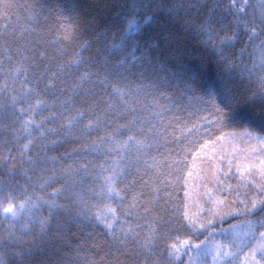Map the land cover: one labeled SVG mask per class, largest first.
Listing matches in <instances>:
<instances>
[{"label": "trees", "instance_id": "trees-1", "mask_svg": "<svg viewBox=\"0 0 264 264\" xmlns=\"http://www.w3.org/2000/svg\"><path fill=\"white\" fill-rule=\"evenodd\" d=\"M5 3L11 4V7L0 9V190L11 189L21 199L25 196L42 199L36 209L14 225L0 220V261L20 264L26 253L35 251L42 243L44 250L51 251L53 258L60 257L64 264H140L145 259L158 264H252V258L247 254L257 243L262 229H256L253 237L247 225L249 220H258L264 213L245 215L240 211L244 205L239 201L250 202L253 198L264 196L258 188V185L264 184L261 175L264 165L260 163L264 160V145L260 142V147L251 144L248 155L234 149L239 144L243 148V141L250 145L246 132L252 129L245 125L219 128L212 124L205 106L188 94L181 95L178 84L163 88L161 96V92L152 87L154 82H158L153 71L139 75L143 71L141 65L146 64L144 60L138 59L136 66L126 64L120 70L125 76V79L119 80L120 85L133 90L143 86L144 91L138 93L140 106L146 108L142 115L156 126L160 145L152 154L160 160L167 158L171 165L163 168V179L167 184L166 201L156 202L155 209L165 219L172 220L167 243L181 245L179 255L169 256L165 245L157 241L155 250L145 249L136 256L110 248L112 237L108 229L94 218L97 212L104 215L105 204L109 203L114 208H120L115 219L108 216L116 234L123 235L121 229L127 228L128 222L135 223L132 218L123 215V207L117 202L90 194V190H98L100 184L94 179L96 174L92 169L98 168L105 159L109 164L120 161L118 155L106 158L104 149L99 152L91 150L93 141L103 133L93 132L91 136H83L77 128L66 134L63 130L66 121L58 116L45 123L43 128L32 130L29 135L22 125L24 120L32 118L31 115H13L8 106L11 96L21 92L20 79L23 77L22 73L19 78L13 76L12 71L17 65H32L34 59L40 66L36 71L43 70L44 66L53 70L60 65L66 68L61 77L63 84L57 80L56 88L42 95L47 107L35 117L37 124L50 117L52 111L59 113L63 110L59 106L52 108L55 95H59L57 89H70L61 99L75 95L79 102L86 90L93 89V84L99 85L101 77L107 76L110 82L119 79L102 65L105 60L114 66L122 58L130 59L128 54L134 44L140 45L136 51L138 58L143 52L158 63L167 60L169 48L162 40L152 39L145 43L147 37L165 31L162 27L163 15L157 11L155 19L145 23L144 16H151L153 10L141 8L136 14L138 31L126 35L127 21L133 16L125 17L122 6L129 4L154 3L157 8L162 3H183L184 8L191 4V11L186 13L182 9L180 16L187 15L196 22L211 17L213 27L220 36L232 38L223 53L235 56L234 71L239 73L242 66L251 68L254 59L259 64L258 46L264 41V34L249 40L244 24L237 27V22H248L249 28L255 22L256 31L260 33L258 24L260 13L264 11V0H236L234 8L230 7L233 0H5ZM245 4L247 7L238 13L237 9ZM85 14L89 18L95 17L94 26L79 34L74 33L75 22ZM234 32L237 33L235 37ZM202 39L188 34L182 46L186 43L195 51L196 57L208 62L207 70L214 73L216 54L210 47L205 48L199 43ZM122 40L124 47L114 50L113 45L120 44ZM156 44L160 47L149 48V45ZM242 49L243 58L240 55ZM8 56L12 57L11 62ZM22 56L27 57L23 63ZM196 57L193 62L199 63ZM98 66L99 77L93 75L80 82L79 77L85 71L95 73ZM163 75L159 72V77ZM244 76V83L248 84L247 73ZM47 83L49 81L45 79L41 87ZM74 84L80 86L72 90ZM102 94V90L97 91V96ZM41 132L44 133L43 139ZM29 140L32 141L31 150L23 151ZM233 150L237 152L235 155H232ZM82 164L89 166V173L81 174L84 177L82 180L76 178L73 187L54 196L57 189L72 184L73 178L64 175L67 168ZM52 176L56 177V182L46 183ZM145 192L148 193V190ZM53 199L62 206L60 210H49L46 202ZM80 199L88 203L91 219L81 215L80 209L84 205ZM144 199L147 204V195ZM216 212L220 214H214ZM156 214V211L152 213ZM42 220L46 221L43 225ZM150 220L151 216L139 223L147 225ZM209 220L212 221L210 225ZM212 254L216 256L215 260ZM256 259L259 260V255Z\"/></svg>", "mask_w": 264, "mask_h": 264}, {"label": "snow or ice", "instance_id": "snow-or-ice-1", "mask_svg": "<svg viewBox=\"0 0 264 264\" xmlns=\"http://www.w3.org/2000/svg\"><path fill=\"white\" fill-rule=\"evenodd\" d=\"M10 7L11 4L5 3V0H0V9ZM122 7L124 8L125 17L133 16V19L127 21L126 35L138 31L139 23L136 14L141 8L153 10L151 16H144L145 23L153 21L157 11L163 15L162 27L165 31L162 34H156L154 37H147L145 43L152 39L162 40L164 45L169 48V58L167 60L158 63L143 52L138 58L136 51L140 45L134 44L132 51L128 54L130 59L122 58L114 66L109 65L108 60H105L102 65L111 75L119 79L110 82L107 76L101 77L99 85L93 84V89L86 90L83 93V99L79 102H77L75 95H68L66 99H61V96L70 89H57L59 95H55L52 108L55 109L59 106L63 110L59 113L52 111L50 117L43 118L37 124L35 117L47 107L46 101L41 98L42 95H46L56 88L57 80H61L63 84L64 81L61 77L66 68L60 65L56 70H53L48 66H44L43 70L36 71L40 66L36 64L34 59L32 65L28 67L17 65L15 70L12 71L13 76L19 78L22 73L23 77L20 79L21 92L11 96V104L8 107L12 110L13 115H31L32 118L24 120L22 125L23 130L29 135L32 130L43 128L45 123L57 119L58 116L66 121V126L63 127L66 134L77 128L80 129L83 136H91L93 132L103 133L93 141L91 150L99 152L104 149L103 155L106 158L110 159L113 155H118L120 161L109 164L108 159H105L98 168L92 169L96 174L94 179L98 180L100 184L99 189L90 190V194L117 202L119 206L123 207V215L135 221L134 224L128 222V227L121 229L123 235L116 234L112 221L108 219V216L111 215L115 219L120 208H114L111 204L106 203L105 214L102 215L97 212L94 218L96 221L103 223L108 229V233L112 237L109 247L122 254L139 256L142 250H155L157 241H159L165 245L169 256L179 255L181 245L175 242L167 243L172 231V220L165 219L155 209L156 202L166 201L165 189L167 184L163 179L165 175L163 168L165 166L171 167V165L167 158L160 160L152 154L160 145L157 139L156 126L152 124L151 119H147L142 115L146 108L140 106L138 93L144 91L143 86L133 90L120 85L119 80L125 79L124 73L120 70L124 69L126 64L136 66L138 59L146 61V64L141 65L143 71L139 75H144L149 70L153 71L158 77V82H154L152 87L155 91H160L161 96H163V91H161L163 88H171L178 84L181 95L188 94L190 98H196L205 106L212 124L219 128L245 125L247 128L252 129V131H247L246 135L264 145V41L258 46L259 56L257 59L259 64L257 65L254 59L251 68L242 66L239 73H237L234 71L236 67L235 56L229 57L223 53L224 47L231 43L232 38L220 36L213 27L211 17L196 22L187 15L180 16L182 9L186 13L191 11V4L187 8H184L183 3H162L158 8L154 3L147 5L129 4ZM230 7H236V0H233ZM246 7L245 4L243 8L237 9V12H242ZM241 23L244 24L249 40L259 34H264V11H261L259 17L260 33L256 31L257 24L255 22L249 28L248 22L238 21L237 27ZM94 24L95 17L89 18L86 14L81 15L75 22L73 32L79 34L81 31H87ZM188 34L203 37L199 43L205 48L210 47L216 54V70L214 73L207 70L208 62L203 58L196 57L195 51L190 49L186 43L182 46V41ZM236 35L237 33L234 32L233 37ZM217 38H219V44H217ZM123 47V40L120 44L113 45V49L117 51ZM152 47H160V45H149V48ZM243 53L244 50L242 49L241 58H243ZM194 57L199 59L200 62H193ZM26 59V56H22L21 63ZM8 60L11 62L12 57L8 56ZM159 72L164 73L163 77H159ZM244 73H247L248 84L244 83ZM93 75L99 77V66L95 73L85 71L79 77V80L82 83ZM45 79L49 83L41 87ZM79 86V84H74L72 90ZM6 87L7 82L5 81ZM99 90H102L103 94L97 96ZM85 120H87V123H84ZM40 135L43 139L44 133L41 132ZM178 140L179 138H177ZM31 143L32 141L29 140L24 145L23 151H30ZM105 145H107V148H105ZM125 160L127 161L126 165L124 164ZM260 163L264 165V160ZM87 173H89L87 164H82L79 167L69 166L64 175L73 178L72 184L57 189L53 195L58 196L61 192L67 191L68 188L75 185L76 178L82 180L84 177L81 174ZM261 175L264 177V170L261 171ZM55 182V176L49 177L46 181L48 184ZM258 188L261 193H264V184L258 185ZM146 189L148 193L145 192ZM153 193L155 195H152ZM146 195L147 204H145L144 199ZM40 199L42 198L36 197L33 199L32 196H25L21 199L11 189L8 191L0 190V220L14 225L22 217L36 209L39 206ZM239 202L244 205L240 211L245 215L253 216L256 212L264 213V196L258 199L253 198L250 202L247 200H240ZM46 203L50 211L60 210L62 207L54 199ZM80 203L84 205L80 209L81 215L86 219H91L88 203L83 199H80ZM154 211L157 212L156 215H152ZM214 214L220 213L216 212ZM149 216H151V220L147 225L139 223L140 220ZM185 219H188L187 215H185ZM45 223L46 221H41L42 225ZM208 223L210 225L212 221L209 220ZM200 226L203 227V225ZM247 227L249 234L253 237H255L256 229H262L259 232L257 243L247 255L251 256L252 264H264V216H261L258 220H249ZM144 228H147V231H144ZM129 245H133V247L130 248ZM257 255H259V260L256 259ZM0 264H4V262L0 261ZM20 264H64V262L58 256L53 258L51 251L44 250L41 243L35 251L26 253ZM140 264H158V262L145 259Z\"/></svg>", "mask_w": 264, "mask_h": 264}, {"label": "rangeland", "instance_id": "rangeland-1", "mask_svg": "<svg viewBox=\"0 0 264 264\" xmlns=\"http://www.w3.org/2000/svg\"><path fill=\"white\" fill-rule=\"evenodd\" d=\"M235 140L237 139V138H234ZM240 140V139H239ZM249 140L251 141V143H250V145L247 143V144H245L247 141H243V142H241L242 144H243V148H241V146H240V144L239 145H237L234 149H237V150H239V151H242V152H245V154H249V152L251 151V147H252V145L253 144H255L257 147H260V143L258 142V141H256V140H253V139H250L249 138ZM238 141V140H237ZM241 141V140H240ZM239 141V142H240ZM221 143H223V140L221 141ZM252 144V145H251ZM237 152H235V150H233V154L232 155H235ZM252 155V154H251ZM241 157V156H240ZM227 212V211H226ZM236 222H237V220H236ZM217 251H220V249H216ZM211 253V252H210ZM214 254V253H213ZM212 254V259H214L215 260V258H216V256L215 255H213ZM229 256V255H228ZM215 257V258H214ZM213 261V260H212Z\"/></svg>", "mask_w": 264, "mask_h": 264}]
</instances>
